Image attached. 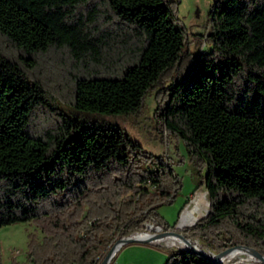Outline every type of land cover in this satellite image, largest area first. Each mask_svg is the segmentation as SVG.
<instances>
[{"label":"trees","instance_id":"obj_1","mask_svg":"<svg viewBox=\"0 0 264 264\" xmlns=\"http://www.w3.org/2000/svg\"><path fill=\"white\" fill-rule=\"evenodd\" d=\"M178 2L0 0V227H34L7 264H99L145 223L172 229L157 213L181 187L169 161L63 109L134 112L158 85V124L208 193L183 233L264 256V0H215L195 55ZM163 264L217 263L175 250Z\"/></svg>","mask_w":264,"mask_h":264},{"label":"rangeland","instance_id":"obj_2","mask_svg":"<svg viewBox=\"0 0 264 264\" xmlns=\"http://www.w3.org/2000/svg\"><path fill=\"white\" fill-rule=\"evenodd\" d=\"M178 1L175 21L185 29V42L188 41L187 46L189 51L195 55L198 48L196 47L194 38L204 35L207 31L209 14L215 4V0ZM202 49L205 50L206 46ZM167 84L168 79H165L163 85ZM161 86L162 85H158L150 89L145 95L141 107L134 112L104 114L99 112L82 111L72 106H65L63 109L70 116H77L80 120L89 125L96 127L109 126L112 129H120L126 132L133 141L138 143L146 151L156 155H162L169 161L174 173L181 181V187L174 195L172 202L159 206L157 208V213L163 223L172 228L169 231L176 230L183 233L184 229L193 227L198 220L204 218L208 214L209 199L205 187H201L194 191L196 184L194 166L182 140L178 139L171 133L165 134V131H163L158 124L159 111L157 107V99L161 95ZM197 194H202V203L204 207L201 215L189 225L181 227L180 221L182 216L194 206V198ZM186 201L187 204H185ZM146 224H152L154 226L151 229H148L149 232H154L156 226H158L153 223H145V225ZM33 230V225L28 222H18L0 227V249L3 264H7L11 257H15L20 261L26 260L28 254L26 248L27 233L32 232ZM146 230L147 229L144 231ZM183 234L186 238L190 239L192 246H199V248L211 255L222 251H218L219 248L217 247V241H208L200 237L186 236L185 233ZM38 235L41 237L40 233H38ZM156 242L157 243L151 244L152 247L159 250V252H156L159 254L156 259V264H163L172 252L175 250H182L186 247V244L183 246L175 239L167 243L162 241L158 243V240ZM134 244L135 243L123 244L116 252L113 260L115 259L116 261L118 260V262H121L125 249ZM237 244L238 243H235V245ZM220 264L263 263L259 261L257 256L254 258H247L243 255L237 256L229 262Z\"/></svg>","mask_w":264,"mask_h":264},{"label":"water","instance_id":"obj_3","mask_svg":"<svg viewBox=\"0 0 264 264\" xmlns=\"http://www.w3.org/2000/svg\"><path fill=\"white\" fill-rule=\"evenodd\" d=\"M152 227H154L152 224H146L145 225V229H147L146 231L135 232V233H132V234H130L128 236L119 237L112 244V246L108 249V251L105 253L104 257L102 258V260L100 261L99 264H108L110 259H111V257H112V254H113L114 250L118 246H122L123 244H126V243H156V241L159 238H161L162 236L170 235V234L176 235L179 238L187 241L190 244V248L189 249H182V250L198 253V254L202 255L203 257H205L206 259H208V260H210V261H212L214 263H217V264H220L216 260V257L218 255H220L222 252H224L226 250H229V249L237 247V246L247 247L248 249L253 251L258 256L260 261L264 264V256L261 255L259 252H257L255 249H253L252 247H250L249 245H247L245 243L229 246L228 248L222 250L221 252L213 254L212 256H209V255L205 254L204 252H202L201 249L192 246L190 239L186 238L183 233L178 232L176 230L175 231H161V232H158L160 230L159 226H156V230L154 232H149L148 229H151ZM139 234H147L148 237L139 238V237H137V235H139Z\"/></svg>","mask_w":264,"mask_h":264},{"label":"bare ground","instance_id":"obj_4","mask_svg":"<svg viewBox=\"0 0 264 264\" xmlns=\"http://www.w3.org/2000/svg\"><path fill=\"white\" fill-rule=\"evenodd\" d=\"M201 195L197 194L195 196L194 206L183 214L182 219L180 221L181 227L189 225L191 222H193L197 218H199V215H201L202 209L204 207L203 203H202V196ZM137 237L146 238V237H148V235L147 234H139V235H137ZM177 237L178 236H176V235L170 234L167 236V238L164 241L170 242V241L175 239L179 243H181L183 246H185V244H186V247L183 249H189L190 248V244L187 241H185L179 237L177 238ZM158 241H162V239L159 238ZM194 247L199 248V246H196V245H194ZM199 249H201V248H199ZM202 252H204L205 254H207L209 256H212L211 254L207 253L204 250H202ZM243 255L246 256L247 258H254L257 256L253 251H251L247 247L237 246V247H234V248H231L229 250L222 252L220 255H218L216 257V260L218 261V263H225V262H229V261L233 260L237 256H243ZM257 258H258V256H257ZM259 261H260V259H259Z\"/></svg>","mask_w":264,"mask_h":264},{"label":"crops","instance_id":"obj_5","mask_svg":"<svg viewBox=\"0 0 264 264\" xmlns=\"http://www.w3.org/2000/svg\"><path fill=\"white\" fill-rule=\"evenodd\" d=\"M152 243H135L129 246L124 251V256L121 262L112 261V264H156V259L159 254L158 249L151 246ZM165 256V255H163Z\"/></svg>","mask_w":264,"mask_h":264},{"label":"built area","instance_id":"obj_6","mask_svg":"<svg viewBox=\"0 0 264 264\" xmlns=\"http://www.w3.org/2000/svg\"><path fill=\"white\" fill-rule=\"evenodd\" d=\"M159 231H162V230L160 229ZM167 236H168V235H164V236L161 237L162 242L167 243V242L164 241V240L167 238ZM159 242H161V241H158V243H159ZM156 243H157V242H156ZM120 247H121V246H118V247L114 250V252H113V254H112V257H111V259H110V261H109L108 264H112L113 258H114L116 252L119 250Z\"/></svg>","mask_w":264,"mask_h":264}]
</instances>
